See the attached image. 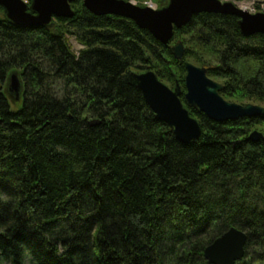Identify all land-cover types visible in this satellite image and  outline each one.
I'll return each mask as SVG.
<instances>
[{
  "label": "trees",
  "instance_id": "16d2710c",
  "mask_svg": "<svg viewBox=\"0 0 264 264\" xmlns=\"http://www.w3.org/2000/svg\"><path fill=\"white\" fill-rule=\"evenodd\" d=\"M78 7L22 28L0 6V264H208L205 249L231 228L247 234L237 264H264V138L250 139L264 135V116L216 123L188 108L202 135L184 144L130 83L152 71L187 106L192 62L226 100L264 107V35L200 14L175 30L180 62L173 41ZM12 73L23 83L17 111Z\"/></svg>",
  "mask_w": 264,
  "mask_h": 264
},
{
  "label": "water",
  "instance_id": "95a60500",
  "mask_svg": "<svg viewBox=\"0 0 264 264\" xmlns=\"http://www.w3.org/2000/svg\"><path fill=\"white\" fill-rule=\"evenodd\" d=\"M75 1L31 0V5L28 6L22 0H0V6L4 9L6 19L16 27L38 28L49 27L55 19L74 18L76 13L72 4ZM84 6L95 16H115L131 20L165 46L173 41L175 30H181L193 17L200 14L236 16L245 38L264 35V14L250 15L231 3L223 4L219 0H169L167 5L159 9L138 6L128 0H84ZM172 51L178 61L184 60L186 50L181 41L172 47ZM185 68V100L188 107L181 99L182 89L178 84L175 89H171L152 71L130 74V83L143 93L156 117L170 127L178 141L191 144L202 135L199 121L191 115L188 108L205 114L216 123L264 116V107L225 100L221 95L223 86L208 76L207 68L191 63H186ZM8 92L16 101L20 100L22 82L17 73L10 76ZM99 123L96 120L90 122L91 125ZM263 138L264 135L258 131L250 135L254 142ZM246 245L247 234L231 228L205 249L204 256L208 264H237L245 257Z\"/></svg>",
  "mask_w": 264,
  "mask_h": 264
},
{
  "label": "rangeland",
  "instance_id": "374dc122",
  "mask_svg": "<svg viewBox=\"0 0 264 264\" xmlns=\"http://www.w3.org/2000/svg\"><path fill=\"white\" fill-rule=\"evenodd\" d=\"M132 2H135V1H137V0H131ZM161 1L162 0H138V2H140V3H146V2H152V4H155V5H159V6H161ZM81 3H83L84 4V0H81ZM74 10H76V11H81L82 10V8L81 7H78L77 9H75L74 8ZM60 25V24H59ZM176 39L173 41V46L176 44ZM69 42H70V46L72 47V50L74 51V52H78L80 49H83V46L79 43V41L76 39V38H74V37H71L70 39H69ZM187 60H189V59H187ZM188 62H191L190 60L188 61ZM192 63V62H191ZM193 65H194V63H193ZM196 66V65H195ZM135 70V69H134ZM214 80V79H213ZM216 81V80H215ZM166 83V82H165ZM164 83V84H165ZM168 83H166L165 85H167ZM168 86V85H167ZM170 86V85H169ZM168 86V87H169ZM171 87V86H170ZM10 102H11V104H12V109L14 110V111H17V110H19L21 107H22V105H23V99L21 100V101H16L13 97H10ZM234 103V102H233ZM245 103V102H244ZM243 103V104H244ZM236 104H238V103H236ZM240 104V103H239ZM243 104H241V105H243ZM245 104H247V103H245ZM254 104V103H253ZM256 104V103H255ZM254 104V105H255ZM258 105V104H257ZM263 106V105H262ZM1 264H8V262L7 261H4V262H1ZM27 264V263H26ZM29 264V263H28Z\"/></svg>",
  "mask_w": 264,
  "mask_h": 264
},
{
  "label": "built area",
  "instance_id": "2783aa9c",
  "mask_svg": "<svg viewBox=\"0 0 264 264\" xmlns=\"http://www.w3.org/2000/svg\"><path fill=\"white\" fill-rule=\"evenodd\" d=\"M29 2V0H24ZM222 2H232L243 11L251 14H264V0H221Z\"/></svg>",
  "mask_w": 264,
  "mask_h": 264
}]
</instances>
